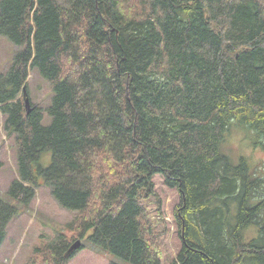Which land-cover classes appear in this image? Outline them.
<instances>
[{
	"label": "trees",
	"instance_id": "trees-1",
	"mask_svg": "<svg viewBox=\"0 0 264 264\" xmlns=\"http://www.w3.org/2000/svg\"><path fill=\"white\" fill-rule=\"evenodd\" d=\"M0 37L17 48L0 113L18 176L0 196V246L44 185L72 236L25 264H66L77 239L162 264L159 175L180 198L169 264H264V175L222 151L232 126L264 151V0H0ZM33 70L52 96L26 113Z\"/></svg>",
	"mask_w": 264,
	"mask_h": 264
},
{
	"label": "rangeland",
	"instance_id": "rangeland-1",
	"mask_svg": "<svg viewBox=\"0 0 264 264\" xmlns=\"http://www.w3.org/2000/svg\"><path fill=\"white\" fill-rule=\"evenodd\" d=\"M17 50L9 41L0 37V73H5L12 62L13 54ZM26 97L31 106L40 110L48 107L52 96L51 86L36 71H29L27 78ZM25 97H22L24 100ZM24 104V101H23ZM46 118V117H45ZM4 116L0 113V196L6 198V191L10 183L16 179V149L14 139L6 137L3 130ZM48 123V119L43 121ZM222 151L234 163L243 157L256 168L257 175H264V151L254 144L249 134L237 126L229 129ZM50 154L44 153L41 165L47 166ZM154 191L160 200V216L156 214V202L150 203V217L153 222L159 221V231H163L159 245L162 264H169L175 259L181 245L180 226L175 220L180 198L177 191L165 185L162 176L152 178ZM5 194V195H4ZM70 212L63 210L51 196L45 186L35 189L34 198L22 214L14 217L6 229V237L0 246V264H25L35 247L45 246L53 242L58 233L67 238L72 234L64 226L72 220ZM79 240V239H77ZM75 242V241H74ZM84 249L77 251L66 264H128L115 258L112 254L83 241Z\"/></svg>",
	"mask_w": 264,
	"mask_h": 264
},
{
	"label": "water",
	"instance_id": "water-1",
	"mask_svg": "<svg viewBox=\"0 0 264 264\" xmlns=\"http://www.w3.org/2000/svg\"><path fill=\"white\" fill-rule=\"evenodd\" d=\"M25 107L27 109V113H28V110H29V106H28V100L25 99ZM80 246V242L79 241H76L74 244H72L70 246V248L67 250L66 254H65V258H67L68 256H70L75 250H77Z\"/></svg>",
	"mask_w": 264,
	"mask_h": 264
}]
</instances>
